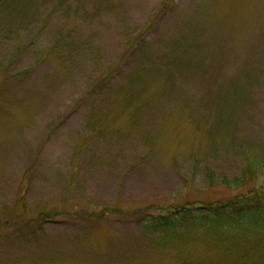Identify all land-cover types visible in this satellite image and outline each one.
Wrapping results in <instances>:
<instances>
[{
    "label": "rangeland",
    "instance_id": "1",
    "mask_svg": "<svg viewBox=\"0 0 264 264\" xmlns=\"http://www.w3.org/2000/svg\"><path fill=\"white\" fill-rule=\"evenodd\" d=\"M260 188L264 0H0V264H264L140 223Z\"/></svg>",
    "mask_w": 264,
    "mask_h": 264
},
{
    "label": "trees",
    "instance_id": "2",
    "mask_svg": "<svg viewBox=\"0 0 264 264\" xmlns=\"http://www.w3.org/2000/svg\"><path fill=\"white\" fill-rule=\"evenodd\" d=\"M23 21L26 24V20ZM232 181L237 186L242 184L239 183L241 178ZM140 223L154 247L160 243H171L181 248L191 242L217 240L221 241L219 247L223 249V256L229 259L242 252L243 246L239 245V241L248 243L246 246L254 249L264 246V238L260 240L255 235L261 234L264 237V188L249 189L225 202L158 208L141 215ZM231 236L233 239L230 240ZM239 260L235 262L246 264ZM182 264L214 263L191 258L184 260Z\"/></svg>",
    "mask_w": 264,
    "mask_h": 264
}]
</instances>
